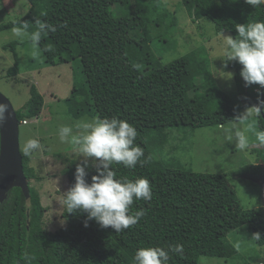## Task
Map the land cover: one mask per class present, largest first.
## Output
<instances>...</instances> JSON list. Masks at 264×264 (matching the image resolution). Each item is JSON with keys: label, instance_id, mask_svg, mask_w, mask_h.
Here are the masks:
<instances>
[{"label": "trees", "instance_id": "trees-1", "mask_svg": "<svg viewBox=\"0 0 264 264\" xmlns=\"http://www.w3.org/2000/svg\"><path fill=\"white\" fill-rule=\"evenodd\" d=\"M27 1L36 15L31 17L28 12L0 24V33L23 23L32 32L37 21L56 27L55 33L42 37L38 47L45 65L76 62L80 66L81 84L75 80L68 96L72 116H115L135 126L136 143L144 149L146 163L134 169L113 168L117 178L147 177L153 196L151 201H134L132 211L144 209L146 214L120 233L101 228L94 220L85 227L87 213L67 214L64 207L61 217L67 224L48 232L43 228L45 207L37 189L30 183L26 198L20 188L13 187L0 202V264H26V251L35 257L31 264H134L138 248L175 243L182 244L184 251L171 254L169 264H198L201 256L228 261L237 249L227 233L240 226H247L252 235L260 232L262 239L254 240L264 244L263 209L244 208L225 174L179 166L172 154L175 147L167 146L168 128L218 126L241 118L238 101L212 77L211 59L203 47L168 62L151 52L154 41L172 39L173 12L160 0ZM180 1L192 21H211L216 34L227 32L235 37V25L264 20V8L254 9L244 0ZM157 28L161 31L155 35ZM22 44L13 40L3 46L11 48L14 60L6 79L19 73L16 49ZM228 65L234 70L238 96L248 106L261 108L256 116L264 131V87L246 86L241 65L235 61ZM43 102L36 85L30 84L28 100L15 110L18 121L36 116ZM254 152L264 162V149ZM21 155L26 178L42 179L29 155L23 150ZM62 171L69 189L75 182V170L64 165ZM87 171L86 179L91 182L95 168Z\"/></svg>", "mask_w": 264, "mask_h": 264}, {"label": "rangeland", "instance_id": "rangeland-1", "mask_svg": "<svg viewBox=\"0 0 264 264\" xmlns=\"http://www.w3.org/2000/svg\"><path fill=\"white\" fill-rule=\"evenodd\" d=\"M160 1L166 10L173 12L176 24L169 31L173 39L167 37L166 43L169 45L154 41L151 52L160 57L161 61L168 62L203 47L211 59L209 69L216 84L225 93L234 97L241 107L240 120L230 121L224 125L195 129L177 126L168 128L167 146L175 147L172 154L179 166L203 173L225 174L227 182L236 192L244 208H262L264 212V168L259 163L254 166L257 160L254 148L259 149L262 145L256 139L261 130L256 108L248 106L238 96L234 84V70L229 67V62L225 66L224 41L230 34L227 32L216 34L211 21L205 19L202 20L204 22L192 21L180 0ZM29 9L30 3L27 0H3L0 2V24L15 21L28 12L31 17L35 16L37 10ZM13 28L0 33V91L9 99L15 110L20 109L28 100L30 84H35L44 98L43 106L36 116L38 122L19 125V142L20 149L24 148L25 142L30 138H38L41 142V148L30 156L42 179L38 181L32 179L30 183L37 189L41 203L45 207L43 228L53 232L67 224L61 217L64 192L68 190V177L62 171V164L75 170L76 165L81 162L78 161L80 158L73 155L70 144L59 141L57 130L62 125H71L77 120L95 117L84 115L75 119L68 105V96L74 81L81 84L83 78L80 66L76 62L45 65L39 47L26 42L27 37L23 40L15 37ZM154 31L157 35L161 29L157 28ZM13 40L23 43L16 49L20 60L19 73L6 79L8 78L5 76L6 70L13 66L14 60L11 48L3 46ZM229 72L232 73L231 79L225 76ZM262 110L264 112V106ZM236 131H243L248 137V146L243 150L236 146L234 137ZM55 155H60L62 160L58 162ZM227 238L237 249L233 258L226 261L223 258L201 256L198 264H264V244L255 242L247 226L230 230Z\"/></svg>", "mask_w": 264, "mask_h": 264}, {"label": "clouds", "instance_id": "clouds-1", "mask_svg": "<svg viewBox=\"0 0 264 264\" xmlns=\"http://www.w3.org/2000/svg\"><path fill=\"white\" fill-rule=\"evenodd\" d=\"M244 2L254 9L264 8V0ZM36 23L37 28L32 32L28 31L27 23L14 27V36L21 40L27 37L34 46H38L45 34L57 31L56 27L47 21ZM235 28L237 35L227 36L224 41L225 66L232 61L239 63L240 76L246 86L258 84L264 87V20L237 24ZM225 76L231 79L232 73H226ZM254 107L257 110L256 115H259L261 108ZM9 115L7 105L0 103V125H3ZM36 116L24 118L18 123L34 124L37 122ZM57 135L59 141L70 144L73 155L81 159L75 168L74 184L64 192L63 206L66 213H87L85 227H88L89 221L94 220L101 228H111L117 233L137 224L146 213L144 209L133 212L131 206L134 201H151V183L147 177L117 178L113 168V165H123L125 168L134 169L137 164L146 163L144 149L136 143L138 132L135 126L115 116L84 118L71 125L60 126ZM234 137L238 148L243 150L248 146V137L243 131H236ZM256 139L262 145L254 150L263 149L264 131L258 133ZM40 148V140L30 138L20 152L23 150L24 155H30ZM256 157L260 162L256 160L254 166L259 163L264 168L262 159ZM89 167H94L96 172L92 175L91 182L86 179ZM28 184L30 185L29 179ZM252 237L256 240L262 239L260 232L254 233ZM183 251V245L180 243L169 244L167 247H140L135 251L133 260L134 264H169L171 254L182 255ZM34 258L27 251L24 253L26 264H31Z\"/></svg>", "mask_w": 264, "mask_h": 264}, {"label": "water", "instance_id": "water-1", "mask_svg": "<svg viewBox=\"0 0 264 264\" xmlns=\"http://www.w3.org/2000/svg\"><path fill=\"white\" fill-rule=\"evenodd\" d=\"M0 103L7 105L10 114L3 125H0V202L6 199L8 191L13 187L20 188L28 198L29 184L23 169L16 111L1 91Z\"/></svg>", "mask_w": 264, "mask_h": 264}, {"label": "crops", "instance_id": "crops-1", "mask_svg": "<svg viewBox=\"0 0 264 264\" xmlns=\"http://www.w3.org/2000/svg\"><path fill=\"white\" fill-rule=\"evenodd\" d=\"M37 122H38V121H37ZM44 154H45V153H44ZM44 156L47 157L46 154H45ZM55 156H56V158L58 159V162H60V160H62V158H61L60 155H55ZM29 158H30V162H31V158H32V157H31L30 155H29ZM59 164H60V163H59ZM31 165H33L32 162H31ZM52 165H55V164H52ZM63 166H64V165L62 164V168H63Z\"/></svg>", "mask_w": 264, "mask_h": 264}, {"label": "built area", "instance_id": "built-area-1", "mask_svg": "<svg viewBox=\"0 0 264 264\" xmlns=\"http://www.w3.org/2000/svg\"><path fill=\"white\" fill-rule=\"evenodd\" d=\"M24 122V121H23Z\"/></svg>", "mask_w": 264, "mask_h": 264}]
</instances>
